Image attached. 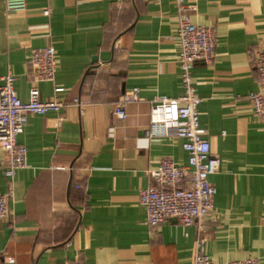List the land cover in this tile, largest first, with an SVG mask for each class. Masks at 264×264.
Listing matches in <instances>:
<instances>
[{
    "label": "crops",
    "instance_id": "obj_1",
    "mask_svg": "<svg viewBox=\"0 0 264 264\" xmlns=\"http://www.w3.org/2000/svg\"><path fill=\"white\" fill-rule=\"evenodd\" d=\"M182 1L190 21L215 35L213 63L189 74L200 125L221 161L208 178L215 212L196 226L168 219L151 229L138 197L156 186L149 172L164 160L194 167L181 140L147 137L150 102L185 90L174 0H25L23 11L0 0V80L13 75L22 102L36 87L41 101L65 105L27 117L17 138L27 167L11 183L0 151V194H13L0 220V264H191L199 243L215 264H264V117L248 100L259 90L264 0ZM44 47L57 55L52 83L36 81L30 65ZM133 88L141 101L114 119V104Z\"/></svg>",
    "mask_w": 264,
    "mask_h": 264
},
{
    "label": "built area",
    "instance_id": "obj_2",
    "mask_svg": "<svg viewBox=\"0 0 264 264\" xmlns=\"http://www.w3.org/2000/svg\"><path fill=\"white\" fill-rule=\"evenodd\" d=\"M177 10L176 42L179 48V65L185 84L184 95L179 99L157 97L150 102V119L147 137L150 140L175 137L182 141V149L191 154L194 167L191 170L180 168L171 160H164L149 176L156 186L139 191V204L145 210V224L155 229L168 219L177 220L182 227L196 226L200 220L215 212L216 189L208 182L209 176L219 172L221 161L210 152L207 132L201 127L199 114L194 107V89L190 87L189 74L197 63L210 65L215 55V35L204 27L194 25L186 14L188 7L182 0H174ZM9 11L25 10V0H6ZM48 15L47 11L43 12ZM57 55L53 47L35 49L31 52L30 65L36 81L54 82L57 69ZM257 73V92L249 94L248 100L256 117H264V48L259 49L254 58ZM16 78L6 75L0 80V151L3 175L11 183L16 173L27 167L26 148L17 142L23 133L29 115L44 116L48 112H58L65 105L56 100L41 101L36 87L29 90L28 101L22 102L14 89ZM55 88L54 92H61ZM141 101L138 88L121 95L113 106L112 116L124 121L126 107ZM72 105L82 115L83 104L75 99ZM73 189L84 192L81 184ZM12 190L0 194V220L10 216ZM71 264H80L75 261ZM191 264H215L198 245V252ZM225 264H257L255 259L228 262Z\"/></svg>",
    "mask_w": 264,
    "mask_h": 264
}]
</instances>
